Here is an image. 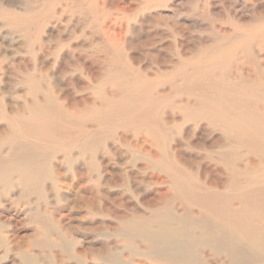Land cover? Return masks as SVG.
Instances as JSON below:
<instances>
[{"label": "rangeland", "instance_id": "obj_1", "mask_svg": "<svg viewBox=\"0 0 264 264\" xmlns=\"http://www.w3.org/2000/svg\"><path fill=\"white\" fill-rule=\"evenodd\" d=\"M192 89L228 118L210 125ZM252 91L264 123V0H0V264H152L119 230L167 184L200 198L201 264H264V148L220 151Z\"/></svg>", "mask_w": 264, "mask_h": 264}, {"label": "bare ground", "instance_id": "obj_2", "mask_svg": "<svg viewBox=\"0 0 264 264\" xmlns=\"http://www.w3.org/2000/svg\"><path fill=\"white\" fill-rule=\"evenodd\" d=\"M219 61H217V62H219ZM227 62H228V60H227ZM217 64H219V63H217ZM223 65H224V63H223ZM223 65H222V67H223ZM200 67H202V66H199V69H200ZM195 68H196V66H195ZM209 72H210V70H209ZM196 73H198V72H196ZM206 77H207V75H206ZM210 77H212V74L210 75ZM189 78H190V76H189ZM196 80L197 79H195V81ZM203 84H204V81H203ZM201 87H203V86H200V88ZM194 90H193V92L190 91L191 93H189L188 95H189V97L195 96L196 98H198V99H195L196 100L195 104L198 106H202L200 108V112H199L201 115L211 116V118L208 119V123L210 125L216 126L219 124V123H217L218 122V120L216 119L217 117L228 118L226 115H224V110H225L226 106L223 104V102L221 100H219L218 97H216L214 99L212 96H210L211 93L209 94V90H208V92H206V93H208L206 95L203 93L201 94V93L197 92V90L194 92ZM216 92L223 94L224 92H226V90H224L223 88H220V89L216 90ZM197 93H199V94H197ZM251 93H252V95L249 98V103L245 105V107L249 106L250 108L248 110L246 109L247 110V111L245 110L246 112L240 108L241 103L235 97V99H234L235 102L233 103L234 106L232 108V113H234V115H236L238 117L240 116V117L238 118V117L234 116V119H231V120L228 119L227 120V125H229L231 123L232 126L229 129H225L224 134L226 136L223 140L224 142L222 143V145H220V151H222L224 148H226L229 145V142H232V143L235 142V144L237 143L238 145H246V144L240 143V141H241L240 137L242 138V136H245L248 141H251V144H254V146L262 148V149L264 148V139L262 138V137H264V123H257L256 119H255V116L258 115L257 114L258 112H256V110H255V107L262 108V105L259 104V97L253 91ZM53 102L54 101L51 100L49 102V105L42 104V106L44 109H46L48 107L54 109L55 103H53ZM33 104H30V105L27 104L29 111L35 110ZM55 108H56V106H55ZM23 109H24V107H23ZM17 111L20 112L19 110H17ZM10 112H12V110ZM63 113L64 112L59 113V111H58L56 114L61 116V114L63 115ZM61 117H63V116H61ZM240 118H242V120H240ZM149 119H150V121L152 120L151 118H149ZM263 120H264V117L261 120V122ZM98 121H100V119ZM15 122H16V124L19 125L18 120H15ZM227 125H226V127H227ZM237 127H238V130H237ZM1 133L3 134V132H0V134ZM4 134H6V133H4ZM12 135L10 134L8 141H9V139H11ZM29 135H30V133H29ZM52 137H53V135H52ZM46 141H47V139H46ZM231 146H233V145H231ZM78 148H80L79 145H78ZM233 149H231V151ZM223 154L224 153L222 152V154L219 157L218 163H222L224 161V163L227 166L232 164L233 161L228 158L230 156V153L225 154V155H223ZM28 161H30V160H28ZM21 163H23V162H21ZM24 163H27V162L24 161ZM3 167H4V165H3ZM25 167H26V165H25ZM12 168L13 167H11V169ZM17 170H18V168H17ZM5 173L6 172H4V174ZM22 176H24V175H22ZM25 179H26V177H25ZM26 181H27V179H26ZM25 186H27V185H25ZM167 186L168 187L166 189V193H164L165 199H164L162 204H156L154 206H151L148 209L147 216H140V215L136 214L137 211H134L133 217L126 219L125 222L123 223V228L119 230L121 234H124V233L128 234L125 236V239L128 241V245H126L124 248L128 252L127 258H128V260H130V259H132L133 256H144L152 264L153 263H155V264H201L199 259H198V255H197L196 251H194V249L192 247H191V249L185 250V246H187V244H188V238L189 237H196L195 231H194L195 222L190 221L189 217L192 213L191 212V209H192L191 205L194 204L195 206H197L198 205L197 202L200 201V198H195L194 195L187 189L185 184H167ZM7 187H9V186H7ZM10 187H12V185H10ZM218 188H219V186H218ZM6 193H7V191H6ZM173 203H178L182 206H185L184 207V213H183L182 217L177 215L173 211V208L170 207L171 204H173ZM182 203H184L185 205H183ZM246 207L250 208L247 205H246ZM204 210H205V212H208V213H215V214L217 213L215 208L212 206H204ZM4 227H5V224H4ZM1 229H2V227H1ZM42 233H44V232H42ZM203 234H205L204 237L208 241L210 235L208 233H205V232H203ZM133 241H135V242L138 241L139 245L136 243L132 244ZM2 244H3V242H2ZM37 245L39 247L46 246V244L43 241H42V243L38 242ZM58 246L62 250H64L66 247L62 242H60L58 244ZM140 247H143L145 249V251H142L140 249ZM122 253L119 254L118 252H114L110 258H106L108 261H106L104 264H108V262L109 263L112 262L113 264H133L132 261H130L129 263L122 262V258H123ZM112 258H115V259L110 260ZM136 258H138V257H136Z\"/></svg>", "mask_w": 264, "mask_h": 264}]
</instances>
